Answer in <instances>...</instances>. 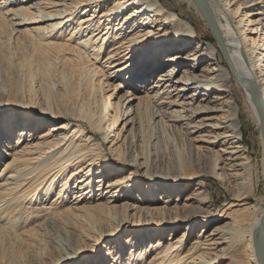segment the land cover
<instances>
[{"label": "bare ground", "instance_id": "obj_1", "mask_svg": "<svg viewBox=\"0 0 264 264\" xmlns=\"http://www.w3.org/2000/svg\"><path fill=\"white\" fill-rule=\"evenodd\" d=\"M179 1L0 0V264H264V0Z\"/></svg>", "mask_w": 264, "mask_h": 264}, {"label": "rangeland", "instance_id": "obj_2", "mask_svg": "<svg viewBox=\"0 0 264 264\" xmlns=\"http://www.w3.org/2000/svg\"><path fill=\"white\" fill-rule=\"evenodd\" d=\"M162 2L165 3L166 6L170 7L172 10H174L176 13L179 14V16H185V17H190L193 21H195L196 23H198L199 25H201V21L199 20V18L197 17L198 14L195 12V10L189 6H187L186 2L184 1H179V0H161ZM202 32V33H201ZM201 32H197L202 39H206V40H210L211 42H214V38L212 37L211 33H209V31L207 29L201 31ZM222 62H224V60L222 59ZM12 64L10 65L9 69L7 70L5 67V64L0 61V91L3 94H6V92H8V90H10V88L12 87V84H14L16 82V80H21V74L18 72V70L15 67V61L14 59H12ZM225 63V62H224ZM117 79H113L110 80L108 83L112 82V81H116ZM106 89H108V91H111V87H103L102 91H105ZM4 90V91H3ZM115 95L112 96V98L110 99L111 102L115 101L117 99V96L119 95L118 93H114ZM0 101L4 104L7 102H4L5 100L0 99ZM135 104L139 105V101L138 99H136L134 101ZM8 105V104H5ZM137 112L139 114V126H140V137H139V142L141 145V159L140 162H142V166H141V171L143 172H147L148 169V158H147V149H146V145H145V129H144V123L142 121L141 118V112H140V107H137ZM15 118L17 116H14ZM12 118L15 119V118ZM16 121V120H15ZM117 124V123H116ZM249 126L246 130V133L244 134V138L247 139V141L249 142V144H251L253 147V155H255L256 157H259V153L261 150L260 147V139H259V132H258V127L255 123H248ZM5 145V144H3ZM212 195L214 197V199L216 200V205L221 204L222 202H224V200H228V196L225 194V192L221 191L222 189L219 187V185H215L211 183L210 186ZM256 196L259 195H264V179L260 176L258 178V187H257V191H256ZM219 198V199H218ZM160 206L161 203H160ZM117 217V216H116ZM96 229L98 231H101L100 226L96 223ZM122 233H125L124 231ZM113 241V240H112ZM74 246L75 249H77L78 247V242L75 239L74 242ZM107 246L106 244H102L101 245V249L102 247ZM80 259H78V263L80 262ZM83 261V260H82ZM83 264V263H81Z\"/></svg>", "mask_w": 264, "mask_h": 264}, {"label": "water", "instance_id": "obj_3", "mask_svg": "<svg viewBox=\"0 0 264 264\" xmlns=\"http://www.w3.org/2000/svg\"><path fill=\"white\" fill-rule=\"evenodd\" d=\"M198 1H200V0H198ZM201 11L204 13L205 16H207V14L205 12V9L203 8L202 5H201ZM210 31H211L213 37L215 38V40L219 43L220 39H219V36L217 35V32L212 27H210ZM221 51H222V53L224 55V58L226 59V55H225L224 51L222 49H221ZM261 240L262 239H261V232H260V234L258 235V238H257V243H258V248L260 250V253L262 252L261 251L262 250V244H261L262 241ZM260 256H262V254H260Z\"/></svg>", "mask_w": 264, "mask_h": 264}]
</instances>
